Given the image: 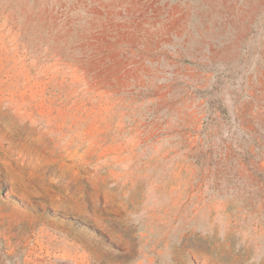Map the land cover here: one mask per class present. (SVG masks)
I'll return each instance as SVG.
<instances>
[{
  "label": "rangeland",
  "instance_id": "374dc122",
  "mask_svg": "<svg viewBox=\"0 0 264 264\" xmlns=\"http://www.w3.org/2000/svg\"><path fill=\"white\" fill-rule=\"evenodd\" d=\"M0 264H264V0H0Z\"/></svg>",
  "mask_w": 264,
  "mask_h": 264
}]
</instances>
